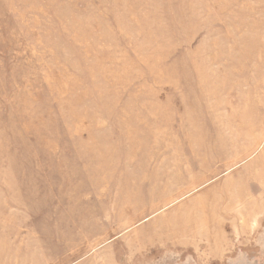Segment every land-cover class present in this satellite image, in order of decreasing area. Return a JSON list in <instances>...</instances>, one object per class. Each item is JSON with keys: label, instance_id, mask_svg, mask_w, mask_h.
Instances as JSON below:
<instances>
[{"label": "rangeland", "instance_id": "obj_1", "mask_svg": "<svg viewBox=\"0 0 264 264\" xmlns=\"http://www.w3.org/2000/svg\"><path fill=\"white\" fill-rule=\"evenodd\" d=\"M263 150L264 0H0V264H264Z\"/></svg>", "mask_w": 264, "mask_h": 264}, {"label": "bare ground", "instance_id": "obj_2", "mask_svg": "<svg viewBox=\"0 0 264 264\" xmlns=\"http://www.w3.org/2000/svg\"><path fill=\"white\" fill-rule=\"evenodd\" d=\"M263 159H264V150H263ZM255 162V161H254ZM253 162V163H254ZM262 164V163H261ZM264 164V163H263ZM259 170L261 171L262 170V172H264V165H259ZM240 178V177H239ZM262 179L264 180V173H263V177H262ZM240 191H241V193L243 192V189H241L240 188ZM236 195L238 196V194L237 193H234L233 194V196L232 197H230V199H229V201H228V203L230 204V203H236V202H241V200L240 199H238V198H236ZM239 196H241V195H239ZM237 199V200H236ZM253 202V204L252 205H255V206H261L263 203H264V195H262L261 197H259V198H257L255 201H252ZM242 209H244L243 210V212H241V211H238L239 213H240V215H243V216H241L242 218H244V215H246L247 214V210H246V208L243 206L242 207Z\"/></svg>", "mask_w": 264, "mask_h": 264}]
</instances>
